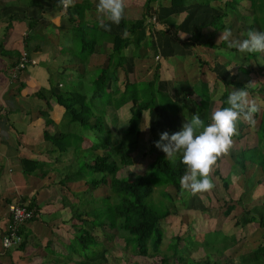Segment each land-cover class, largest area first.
<instances>
[{
    "label": "crops",
    "instance_id": "1",
    "mask_svg": "<svg viewBox=\"0 0 264 264\" xmlns=\"http://www.w3.org/2000/svg\"><path fill=\"white\" fill-rule=\"evenodd\" d=\"M147 1L151 4L152 16L155 18V22L148 23V19L146 24L150 26V42L156 49V56L147 49L145 51L147 58L139 63L135 59L140 53L134 46L130 47V51L125 50V55H128L126 66L130 77H136L142 71L146 73L144 75L146 79L152 71L150 66L158 63L160 70L155 84L158 90L160 88V91L168 93L173 86H185L182 89L187 88L193 93L191 99L187 97L186 102H196L194 98L196 96L199 100L209 101L213 110L216 109L219 105L216 99L223 90L221 83L236 78L235 65L240 56L225 49H208V52H204L200 50L202 45L196 44L194 36L200 28L204 33L202 42L211 37L209 29L206 28L212 20L210 6L191 3L181 9H172L168 5V0H124L125 8L121 21L130 22L139 19ZM98 3L99 0H0V245L10 219L9 205L13 203L26 205L33 201L39 207L36 219L20 228L21 237L28 244L21 255L23 260L18 261L19 264H47L50 259L67 255L69 240L73 233V231L69 232L71 228L68 223L69 203L75 200L82 181L69 182L63 186L61 179H65V176L73 171L76 152L78 148H82V144H77L75 136L80 129L77 125L69 123L64 108L54 97L49 100L50 109H46L45 101L38 98L36 93L48 92L52 89L57 96L73 89L74 86L87 94L91 93L88 86L96 71L106 63L109 53L107 36L125 35L120 26L121 21L115 24L108 20L98 11ZM81 5H85V8H80ZM166 18H172L180 26L177 33L178 40L174 38V30L164 36L160 34L164 29L160 22ZM102 24H110V30L102 27ZM85 25L89 29L85 40L89 41L92 34L98 39L90 55L79 53L74 45L80 41L78 35L81 33H77V28ZM223 38L224 34L217 35L218 42ZM190 48L195 52L199 51L198 54H192L190 50L183 51ZM23 52H26L35 64H28L17 72L15 79H12V70L17 66L19 56ZM196 55L209 64L214 61L213 57L217 58L213 68H210V72L203 77H200ZM170 58L182 61V77L178 78V81L173 64L168 61ZM238 65L243 63L238 62ZM256 71L258 74L261 72L258 68ZM118 74L119 79L118 81L112 79L111 88L122 85L124 74L122 71ZM64 79L67 80L65 86L62 83ZM73 80H78V83L73 84ZM251 81L256 84L258 79L252 76ZM16 84H23L19 92L15 90ZM65 87L67 89H64ZM253 87L257 90L264 89V86ZM262 95L259 93L260 98ZM262 103L259 107L264 111L262 107L264 100ZM180 105L183 106L179 104V109ZM39 111H45L51 121L50 125H46ZM118 112L122 113V111ZM160 115L158 120L159 117L169 118L173 125L169 131L174 133L175 130H180L184 122L191 121L195 113L188 118L185 112L180 111L175 122L168 113ZM239 119L242 123L253 124V119L250 121L243 115ZM45 130L50 134L63 132L69 135L70 143L65 141L67 151L56 162V148L43 139ZM201 130L197 129V133ZM232 139L233 144L229 151L235 152V155L241 147L250 149L258 143L257 136L252 130L247 133V138H244L243 142H234V135ZM260 150L264 152V143L260 145ZM227 153H223L221 161L215 162L212 167L213 171L219 167L222 176L224 174L221 167L225 166L224 159L229 164H233L235 156L232 162H229ZM21 160L36 161L31 174L24 173L23 170L27 168H24ZM31 167L32 165L29 164L28 169ZM246 168V174L234 166H230L228 170V177L233 173L235 180L231 181L232 184L228 183L226 193L235 201L243 192L239 204L222 200L224 204L220 206L211 204L201 210L202 214L199 210L185 213L189 218L188 221L194 220L190 227L195 233L196 240L198 235L204 237L206 234L215 233V230L226 236L220 241L218 236L219 244L210 245L206 250L203 245L204 240L201 238L197 245L200 251L205 250L202 257L215 250L218 252L216 255H219L217 261L221 264H244L245 260L248 261L247 264H254L253 258L249 260L246 255L264 246V229L258 227L256 223L247 224L244 228L233 227L243 209L246 210L247 215V209H252L253 206L262 207L264 204V189L258 190L264 186L261 170L258 165L252 163H246ZM88 197L91 200V195ZM221 197L226 198L224 194ZM252 216L257 214L252 213ZM188 233L190 232L187 229L186 234L190 235ZM240 238H243L244 245L238 241ZM50 240L53 241L52 246L45 247ZM248 243L250 246L245 248ZM197 245L195 244V247ZM9 250H4L0 246L1 261L7 260L5 252Z\"/></svg>",
    "mask_w": 264,
    "mask_h": 264
},
{
    "label": "trees",
    "instance_id": "2",
    "mask_svg": "<svg viewBox=\"0 0 264 264\" xmlns=\"http://www.w3.org/2000/svg\"><path fill=\"white\" fill-rule=\"evenodd\" d=\"M191 3L210 6L212 13V20L206 26L211 33L210 39L202 42L204 33L201 28L196 31L194 36L196 44L203 46H200L202 48L200 50L205 52L203 50L205 48L210 50L225 49L240 56L235 65L237 67L236 78L221 83L223 90L216 99L219 102L216 109L228 107L229 94L233 90L242 88L248 93V98L253 99L258 106L263 104L264 89L257 90L253 87L255 85L251 80L252 76H255L258 79L257 82L264 83V67L258 63L259 56L264 59V52L261 54H259L261 51L241 52L236 47L229 46L224 38L217 42V35L219 33L227 35L226 29H230L232 33L234 23L246 26L243 40L248 38L253 31H264V0H168V5L172 9H181ZM152 17V7L147 1L139 19L130 22L121 21L120 26L125 33L124 36H107L109 53L106 63L96 71L90 86H88L90 94L78 89L77 86L57 96L54 95L52 89L48 92L39 91L36 93L38 98L45 101L46 109H50V98H55L56 102L64 108L69 123L79 127L80 132L75 134L76 142L82 144V148H78L76 152L73 171L69 172L65 179H61L63 186L69 182L82 181L79 192L77 195L75 194V200L69 203L68 223L75 231L69 240L67 255L62 258L50 259L46 262L47 264H88L89 260L100 253H108L109 250L105 248L104 242L113 238L122 240L124 248H129L135 257L147 258L152 263L156 261L159 262L158 264L186 263L181 259L184 257L182 253L187 249L185 238L189 235L173 237L174 240L167 243L164 249L162 246H164L166 236L165 229H162L161 225L166 224L168 220L173 224L174 221H178V225H186V229L190 231L191 222L188 221L189 218L185 214L186 211H190L188 205L175 206L176 201H181L179 196L183 191L181 178L189 173L190 169L182 162V153L176 157L167 156L161 148L156 146L155 142L160 137L153 136L155 130L152 125V118L158 117L161 113H168L175 122L180 115L179 103L178 100L172 99L168 93L156 88L155 84L160 70L158 63L150 66L152 71L146 79L144 78L146 73L142 71L136 77H130L126 66L128 55L124 53L125 50L130 51V47L134 46L140 53L135 59L139 63L147 58L145 54L147 49L153 53V56H156V49L150 42V26L146 24V21ZM160 23L164 27L160 31L162 36L174 30V38L178 40L177 33L180 26L175 20L166 18ZM88 31L87 25L79 26L77 33L81 34L77 35L80 41L74 45L79 53L90 55L98 43V39L92 34L91 39L86 41ZM195 58L199 65L200 77L210 72L209 69L213 68L215 61L217 62L216 56L213 57L214 61L210 64L198 55ZM172 61L169 62L173 64L178 81V78L182 77V61L176 58H173ZM238 62L243 63L244 66L238 65ZM257 68L261 70L260 74L257 73ZM119 71L124 74L122 85L112 89L110 83L112 79L118 81ZM22 87L23 84H16L15 90L19 92ZM259 93L263 94L262 98L259 97ZM186 94L193 95L189 89ZM183 103L182 107L185 108L186 103ZM190 103L193 104L195 115L198 114L205 124L211 122V118L207 119V111L210 109L209 101L201 99L198 102ZM124 108L129 113L127 125L124 130H117L115 127L117 125L116 114ZM44 112L39 111V114L45 119L48 126L51 121ZM107 116L113 120L111 127L107 126V121H104ZM252 116L253 124L242 123L238 134L235 135L234 142H243V139L247 138V133L252 130L257 136L258 143L250 149L241 147L230 166L238 167L246 174V163L256 164L264 177V152L260 150V145L264 143V111L259 107V110ZM243 121L245 120L243 119ZM83 132L85 134L82 135ZM90 138H94V140L92 141ZM43 139L56 148L55 162L62 154L66 153L65 141L70 140L66 133L50 134L46 130L43 132ZM145 145L148 146L145 147ZM234 145L236 144L234 143ZM222 158L221 154L216 163H219ZM21 162L24 168H27L23 170L24 173L31 174L34 171L36 161L21 160ZM29 164L32 165L31 169H28ZM136 167H140L141 171L138 172ZM126 170L128 174H125ZM212 174L219 177L226 191L229 185L221 175L219 167ZM259 183L260 181L257 182V184ZM102 186H108L109 195L104 197V203L92 207L91 204L94 200H87L86 195H92ZM157 186L164 187L162 193L159 194L163 201L158 206H154L155 203L148 205L146 200L156 196L155 188ZM167 189H172L174 194ZM243 195L241 192L237 200L229 199L228 203L239 204ZM178 197L179 199L176 200ZM26 206L33 211L32 219L27 222L30 223L39 214V207L33 201ZM247 210V215L246 210H242L233 227L244 228L247 224L256 223L258 227L264 229V204L262 207L253 206L252 209ZM252 213L257 214V218L252 216ZM106 230L109 232H105ZM95 232H99L105 241H100L95 237ZM19 234L21 235V229H19ZM218 236H220V232L215 230V233L206 234L204 237L198 235L197 241L199 242L202 238L206 250L210 245L219 244L221 238L218 241ZM27 244L23 239L19 245L6 251L7 260H0V264H19L18 261L23 260L21 255ZM52 244L53 241L50 240L45 247H50ZM96 248H98L97 251ZM246 257L249 260L253 258L254 264L264 263V246L247 254ZM186 258L189 259V264H221L217 259H211L207 254L196 261ZM247 262L245 260L244 264Z\"/></svg>",
    "mask_w": 264,
    "mask_h": 264
},
{
    "label": "clouds",
    "instance_id": "3",
    "mask_svg": "<svg viewBox=\"0 0 264 264\" xmlns=\"http://www.w3.org/2000/svg\"><path fill=\"white\" fill-rule=\"evenodd\" d=\"M124 8V0H99L97 4L98 11L115 24H119L123 18ZM102 27L110 30L111 25L102 24ZM225 32L227 35H224V39L229 46L236 47L241 52H264V31H253L242 41L230 40V29ZM227 102L228 107L218 108L212 113L210 123L205 124L196 114L179 131L171 134L168 131L161 132L160 139L155 142L167 156L182 151V162L188 166L190 172L181 178V184L190 188L193 193L208 191L214 187L210 178L212 166L232 146L238 119L243 115L251 121L252 114L259 110L255 101H249L248 93L243 88L233 90ZM197 129L202 130L197 133Z\"/></svg>",
    "mask_w": 264,
    "mask_h": 264
},
{
    "label": "rangeland",
    "instance_id": "4",
    "mask_svg": "<svg viewBox=\"0 0 264 264\" xmlns=\"http://www.w3.org/2000/svg\"><path fill=\"white\" fill-rule=\"evenodd\" d=\"M84 6L85 5H81L80 8H82ZM233 25H234V27L236 26V28H238L239 30L237 29L238 31L236 32L235 31L236 28H234V30L231 33L229 39L233 40V41H235V40H241L242 41L243 40V32H244V29L246 28V26L245 25L241 26L240 24L238 25V23H236V24L234 23ZM234 31L236 32L235 34H234ZM217 42H218V40H217ZM184 43L187 44V42L185 40H184ZM188 50H190V52L192 54H195V53L198 54L197 52H199V51L195 52V50H192V48L187 49V50H183V51L187 52ZM203 50L208 52V49H203ZM261 53L262 52H260L259 54H261ZM259 57L260 58H258V63H262L260 65H263V67H264V59L261 56H259ZM172 60H173V58L169 59L170 62H173ZM246 66L248 67L249 65H246ZM247 67H245V69H247ZM253 79H255V78H253ZM62 83L65 86L67 84V80L64 79V81H62ZM77 83H78V80H73V84H77ZM254 85L255 86H264V83L257 82ZM184 87L185 86H183V87H181V86H173L172 90L170 89V91L168 92L169 96H171L172 99L178 100L179 104H183V102L185 100H187V97H188V95L186 94L187 88H185V91L182 90V88H184ZM202 87H204V86H202ZM112 88H114V86ZM157 88H158V86H157ZM64 89H67V88L65 87ZM64 89H62V90H64ZM159 90H160V88H159ZM204 92H206V90H204ZM190 97H192V96L190 95L189 98ZM194 98H196V102L199 101V99H197L196 96H194ZM248 99H249V101H254L253 99H250V98H248ZM185 103H186L185 108H183L180 105L181 106L180 107V109H181L180 111L185 112L187 114V117L190 118L194 114V107H193L192 103H189V102H186V101H185ZM262 107L264 108V106H262ZM121 111H122V113L118 112L116 114L117 125H115V127H116L117 130H124L126 128L127 120L129 118V113H128L126 108L122 109ZM212 113H213V106L212 107L210 106V109H208V111H207V119L211 118ZM109 118L110 117L107 116V118H105L104 121L105 122L107 121V123H106L107 126L111 127V126H113V120H110L111 118L110 119ZM168 119L167 118H163V117H159V120H158V117H156V118L153 117L152 118V120H153L152 125H153V129L155 130L154 131L155 133H154L153 136L160 137V133L162 131H168L170 133L169 130L173 128V125L170 122V120H168ZM184 123H188V122H184ZM241 124H242V121L239 119V121H237V125H236V127H237L236 134H238V130L240 129ZM181 128L182 127H180V129ZM236 134H234V136ZM117 135H119V134H117ZM90 140L93 141L94 138H90ZM147 146L148 145H145V147H147ZM180 153H182V151H177L176 153L173 154V156L176 157ZM252 153H254V151H252ZM227 155H228L227 160L229 162H232V159H233V156L235 155V152L229 151L227 153ZM224 160H225V162H224L225 166L221 167L222 168V174H224L223 177L226 179V182L232 184V182L235 180L234 179V174L232 173V175H229V177H228V170L230 168V164L226 161V159H224ZM136 170L139 172V171H141V168L140 167H136ZM213 170L211 169V172H210V178L214 182V187L211 190L193 193L190 188L183 187L184 190L182 189L183 190L182 193L179 194V196L181 197V201L180 200L176 201L175 202V206L178 207V206H180L182 204L188 205L187 207L190 210H193V211L199 210L200 214H202L201 210L204 209V208H208L209 205H211V204H219V206H220V205L224 204V202L228 201L230 198L232 199V197L229 194L227 195L226 191L224 190V188L222 186V181H219V177L214 176L212 174ZM125 174H128L127 170H126ZM163 189H164V187H160V186L158 187L157 186L155 188L156 196L154 195V196H152V198H148L146 200V203L148 205H152V204L155 203L154 206H158L159 203H161L163 201V198L159 195V194L162 193ZM261 189L263 190L264 186H261V188H258V190H261ZM168 190H169V192L174 194L172 189H167V191ZM222 194H224V196L226 198H222L221 197ZM108 195H109L108 186H102L101 188L96 190L94 193H92L91 201H93V200L94 201L92 202L93 205L91 204V206L95 207V206H99L100 204L104 203L105 202L104 197H106ZM88 196L89 195H86V198H88L87 200H89ZM177 199H179V197L176 198V200ZM97 202L98 203L100 202V203L96 204ZM88 207L90 208V206H88ZM263 221H264V218H263ZM169 222L170 221L168 220L166 222V224L161 225L162 229H165L164 231H165V236H166L165 237V241H164V246H162L164 249L166 248V244L167 243L169 244L171 242V240L173 239V237L186 236V231H187V229L185 228L186 225H183V226L178 225L176 221H174V224L173 223H169ZM191 222H194V220H191ZM184 223H186V222H184ZM189 228H191V227H189ZM102 230L103 229H101V231ZM70 231L74 232L75 229L69 228V232ZM105 232H109V231L106 230ZM189 232H190V235L185 238L187 249H186V251H184L182 253L184 255V257L181 259L182 261L186 262L185 264H189V262H188L189 259H187L186 257L194 258V259H200V258H202V255L205 252V250H204V252L202 250L200 251L198 249V247H199L198 245L195 247V244H198V241L195 239V233H193L192 229H190ZM95 233H96L95 237H97L100 241H105L104 238L100 235L99 232H95ZM71 237H72V234H71ZM213 238H215V236H213ZM220 238L221 239H225L226 236H224V234H222L220 232ZM61 241L65 242V240H61ZM238 241H241L240 242V243H242L241 245L245 244V242H242L243 238H240ZM104 243L106 245L105 248L109 250L108 253L107 252L106 253H104V252L100 253L99 255L94 257L93 259L89 260L88 264H158L159 263L158 261L152 263L151 260H149L147 258H143V257H139V256L135 257L132 254V252H131V250L129 248H124V246H123L124 243L119 238H113V239H111V240H109L107 242L105 241ZM249 243L245 246V248H247V246H250ZM63 248L65 249V247H63ZM95 250L97 251L98 248H96ZM217 253L218 252H216L215 250H212V251H210L208 253V255H209V257H211V259H218L219 255L217 256L216 255ZM57 264H61V263H57Z\"/></svg>",
    "mask_w": 264,
    "mask_h": 264
},
{
    "label": "built area",
    "instance_id": "5",
    "mask_svg": "<svg viewBox=\"0 0 264 264\" xmlns=\"http://www.w3.org/2000/svg\"><path fill=\"white\" fill-rule=\"evenodd\" d=\"M155 22L152 17L148 23ZM28 64H35L34 60L29 59L26 52L20 54L17 66L12 70V79H15L17 72L24 69ZM9 223L7 225L5 234L1 238V247L4 250H9L22 242V237L19 234L21 226L30 221L33 217V211L28 209L25 204L13 203L8 207ZM8 241L6 244L5 241Z\"/></svg>",
    "mask_w": 264,
    "mask_h": 264
}]
</instances>
